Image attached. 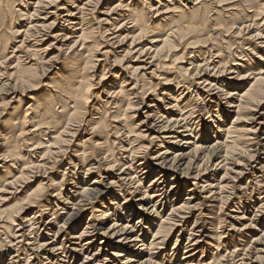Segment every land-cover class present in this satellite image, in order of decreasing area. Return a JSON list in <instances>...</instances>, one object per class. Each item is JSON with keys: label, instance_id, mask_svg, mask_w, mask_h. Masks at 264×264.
Returning <instances> with one entry per match:
<instances>
[{"label": "bare ground", "instance_id": "obj_1", "mask_svg": "<svg viewBox=\"0 0 264 264\" xmlns=\"http://www.w3.org/2000/svg\"><path fill=\"white\" fill-rule=\"evenodd\" d=\"M146 1L0 0V80L4 79L0 81V96H4L0 99V107L3 106L0 112V229L5 233L4 240L10 239L5 246L0 243V264H74L80 257L83 259L81 264H118L120 260H123L120 264H133L136 258L142 256L141 263L137 261V264H163L164 261H154L158 254L154 250H163L161 246L174 230L178 228L179 234L182 233L188 219L198 212L188 230L187 244L179 261V264H193L199 248L205 257L204 254L208 253L206 246L218 251L222 246L221 241L228 235L217 234L224 218L216 219L215 230L206 229L205 220L210 218L203 216L201 219V210L206 206L211 212L215 208L214 203L228 201L230 195L225 197L224 194L234 190L230 184L246 172L255 176V180H264V136L260 141L254 136L259 130L256 127L264 126L261 124L264 123V112H259L264 104V58H260L257 64L245 63V66H241L234 62H246L244 58H248V53L241 52L239 57L234 55L235 60H231V57L222 60L219 48L214 56H208L210 59L207 61L205 55L214 47L209 50L205 48V52H202L210 36H199L203 31V16L207 7L214 6L217 9L213 14L217 17L219 14L228 19L240 16L237 25L224 27L225 36L231 32L238 38L255 28L252 37L264 40L261 34L264 29V0H186L187 4L189 1L192 5L191 8H186L177 0L175 5L171 0H163L165 5L157 2L159 5L155 8ZM103 6H106L103 8L105 10L100 12L98 8ZM243 13L246 15L242 16ZM91 21L94 28L89 25ZM97 37L98 41L95 40ZM49 41L52 43L42 48ZM55 41L58 42L56 46ZM142 42H146L147 47L133 52ZM224 44L225 49L232 46L229 42ZM256 45L264 48V41ZM116 46L127 49L120 59L114 51L111 53L105 49H115ZM180 46L184 51L171 61V54L177 52ZM50 47L57 49L55 56L46 61L49 63L46 72L55 70L57 65L59 68L45 85L43 94L25 99L32 102L26 106L22 101L24 96L19 92H31L36 84V68L43 62ZM188 50H193L190 55L194 54L189 57L190 67H181V77L162 79V86L174 84V91L168 87L170 91L163 93L162 99H149L157 87L150 80L154 72L169 68L178 60L182 62ZM96 55L104 60L96 59ZM111 56L113 61L106 71ZM127 56H131V63L140 66L122 65ZM144 57L150 62L138 63ZM215 58L220 60L215 63ZM230 60L233 64L227 68ZM168 62L171 64H161ZM96 67L103 71L99 82H103L101 88L107 95V101L102 104L105 110L103 116L96 111L87 116V121L86 118L81 120L89 100L95 98L98 103L99 97L91 93L90 85L94 77L91 69ZM150 68L154 69L146 75V70ZM233 72L236 76L230 80L235 84H224L214 75H209L223 76ZM107 75L109 77L106 78ZM187 78L193 81L191 84L197 90L207 94L204 99L197 94L195 100L199 106L197 111L206 113L209 121L195 116L197 111L195 107L192 108L193 105H180L182 102L189 104L193 97L190 95L187 101L184 97L187 93L181 92ZM249 79L252 82L247 86L245 80ZM194 80L199 82L196 84ZM6 87L9 88L5 90ZM238 88H242L241 94L236 93ZM184 90L189 92L190 89ZM139 95L142 96L141 102L134 104L133 100ZM164 97H169L173 106L171 103L164 105ZM7 98L9 101L4 103ZM14 103L17 105L4 119L5 109ZM212 107L215 109L212 110ZM141 110L145 111L142 113L145 117L135 126L134 116ZM228 112L235 115L230 118L229 124H224ZM61 114H64L63 119L59 118ZM96 115L98 118L94 117ZM242 115L251 116L244 121ZM106 118L109 124L104 121ZM257 121L261 123L257 124ZM243 122L255 125L240 129ZM83 126L90 127L91 139H98L91 145L99 152L96 156L98 160L89 165L90 153L82 147L89 144L91 139L82 137L80 143L75 145L77 150L74 156L71 155L69 164L73 170L80 165L78 170L84 171L83 178H78L77 172H70L64 180L63 172L60 182L56 183L46 179L45 175L41 183L29 191L21 189L23 184H29L34 178L31 176L32 170L42 169L46 172L50 168L47 160L56 161L67 152L63 147L72 144L70 139L78 132L86 130L80 129ZM30 127L33 129L26 133L25 129ZM12 130L17 135L7 137ZM210 134H213V141H210ZM110 135L116 141L120 137L123 140L117 144L109 142ZM100 136H104V139ZM35 137L37 141H34ZM154 145H157V150L152 152L150 150ZM22 148L28 149L25 157L15 151ZM101 165L109 181L105 185H101L99 180L87 184L85 176L93 174ZM229 165L232 167L229 168ZM220 171L222 174L218 178ZM153 174L155 176L144 186ZM231 174L233 176L230 177ZM262 180L257 182L262 183ZM167 183H170L168 191ZM188 184L190 186L186 187ZM66 186L70 188L65 189V196L61 197L62 188ZM184 188L188 193L180 201ZM9 190L14 191L13 195L22 197L13 207L14 211H10V207L4 208L10 200L5 197L10 194L6 193ZM50 191L56 193L49 195ZM133 195H137L136 199L130 202ZM170 196L175 198L174 201L170 202ZM50 198H54L55 202ZM94 201L100 202L98 208L103 211H95L101 213L97 220L90 214L88 222L91 224L85 223L80 230L82 213ZM262 201L250 210L253 213L249 215L250 219L245 216V213H250L247 210L237 217L227 216L233 221L229 223V230L236 231V237L231 236L233 239L225 242V255H217L219 259L216 263L247 264V260L264 263L263 230L254 229L259 236L251 238L254 246L250 249H244L245 245H235L233 250H228L231 240L239 242L242 239L244 243L246 230H252L255 228L253 223L264 218ZM58 202L62 204L61 208ZM168 202L170 210L164 216L163 207ZM30 208L36 211L24 216ZM217 210H221L220 206ZM20 214H24V217L17 219ZM46 216L49 217L47 221L44 220ZM133 219H136L135 223H132ZM243 220H248V224L240 223ZM106 223L110 224L106 226ZM154 223L157 224L154 225L155 232L153 230L150 234ZM238 224L242 228L235 229ZM62 233L65 236L60 240ZM149 234L151 241L147 243ZM212 241L217 248L211 244ZM125 246L133 251L129 253ZM5 256L8 259L4 262ZM201 263L197 260L195 264ZM212 263L211 259L208 264Z\"/></svg>", "mask_w": 264, "mask_h": 264}, {"label": "rangeland", "instance_id": "obj_2", "mask_svg": "<svg viewBox=\"0 0 264 264\" xmlns=\"http://www.w3.org/2000/svg\"><path fill=\"white\" fill-rule=\"evenodd\" d=\"M124 1H126V2H128L129 0H124ZM152 1V2H151ZM172 2V4L173 5H175L174 3H175V1L176 0H171ZM177 1H180V2H182V5H184L186 8H191L192 7V5H190L189 4V1H188V4H187V1L186 0H177ZM147 3H149L150 2V4L155 8V7H157L159 4H157V2L158 3H161L160 5H165V2H163V0H148V1H146ZM147 5V4H146ZM177 6V5H176ZM104 7H106V6H103L102 8L100 7V8H98V10L101 12V11H104L105 9H103ZM160 7V6H159ZM172 7V6H171ZM212 7V8H211ZM211 7H207V11L205 12V15L203 16L204 17V25H203V31L201 32V34L199 35L200 36V38H205L206 36H210L209 38H208V41H207V44L205 45V46H203V48H202V52H205V48H207V50H209L211 47H214V49H212L211 50V52L210 53H207L206 55H205V59L208 61L210 58V56H214L215 55V50L216 49H219L220 48V50H221V52H220V57H221V59L222 60H224V59H226V58H228V57H231V60H235L234 58H233V56L235 55V56H237V57H239L238 55L241 53V52H246V53H248V58H244V61H246V62H241V61H236V62H234V63H239L241 66H245V63H247L248 65H252V64H257V63H259V59L260 58H264V48H259V47H262V46H258V45H256V44H259V43H263V39L261 40H255V38L254 37H252L255 33L253 32L254 30H255V28L253 29H251V30H249V31H247V32H245L242 36H240V37H238V38H236L235 36H233V34L230 32V33H228V36L226 35L225 36V33H223L224 31H225V29H224V27H228V26H230L231 24H238L239 23V21L240 20H238L239 19V17L240 16H236V18H230V19H228V18H223V15L222 14H219V17H217L216 15H214L213 14V11H215L216 9L215 8H213L214 6H211ZM153 8V9H154ZM215 9V10H214ZM184 10V8H182V10L181 11H183ZM152 16H153V13L151 14ZM246 14L245 13H243L242 14V16H245ZM93 16H97V15H93ZM151 16V17H152ZM228 17V16H227ZM176 20H177V18H175ZM152 21H153V19H151ZM151 20H150V23H151ZM257 22H259V24H261V21L260 20H258ZM246 24V23H245ZM249 23H247L246 25H248ZM264 24V23H263ZM89 25L90 26H92L93 28H94V22H92L91 21V23H89ZM237 26H235L233 29H235ZM262 27H264V26H262ZM212 29V30H211ZM262 29V28H261ZM235 30H233V32H234ZM248 34V35H247ZM261 34H262V37L264 38V29L261 31ZM218 35V36H217ZM150 37V36H149ZM148 37V39L150 40V38ZM225 37V38H224ZM242 37V38H241ZM252 37V38H251ZM251 38V39H250ZM95 40L96 41H98L99 40V38L97 37V38H95ZM226 42H229V43H232V46H230L228 49H225V44L224 43H226ZM50 43H52L51 41H49V42H47L46 43V45H44V46H42V48H45L46 46H48ZM55 43V46H56V44L58 43L57 41H55L54 42ZM223 43V44H222ZM239 43V44H238ZM127 44H129V42L127 43ZM104 45V44H103ZM242 46V47H241ZM117 47V46H116ZM147 47V43L146 42H142L141 44H139V45H137L134 49H133V52L134 51H136V50H138L139 48H142V49H144V48H146ZM126 48H127V46H126ZM50 49V51L47 53V55L45 56V59L43 60V62L36 68V71H35V77H37V78H35V80H34V82L36 83V84H34V87H33V89L31 90V92H25V93H23V91L21 90L19 93L21 94H23V96H24V98L22 97V101H24V103H25V105L27 106V105H29V104H31L32 102H30V101H28L27 102V100L25 101V99L26 98H29V97H35V96H37V95H39V94H43L45 91H46V88H45V85L49 82V80L53 77V76H55L54 74H55V70L56 69H58L59 68V65H57L56 67H55V70L53 69L50 73H48V72H46V69L48 68V66H49V63H47L46 61H48V60H50V59H52L54 56H55V49H57V48H55V47H50L49 48ZM106 50H109V51H111V53H112V51H114L117 55H118V57H119V59L121 58V56H123V54H124V52L127 50V49H125V46H120V47H117V48H115V49H113V48H109V47H106L105 48ZM198 50H200V49H198ZM198 50H195V52L196 51H198ZM184 51V48L182 47V46H180L179 47V49H178V51L177 52H175V53H172L171 54V61H173L174 60V56H179V55H181L182 54V52ZM193 50H188V51H186V57L182 60V62L180 61V60H178V61H176L175 63H174V65H172V66H170L169 68H163L162 70H156V72H154V74H153V78L152 79H150L151 80V82L154 84V85H157V87H156V91L155 92H153V94H152V96H150L149 97V99L150 98H155V97H157V99L158 98H160V99H162L163 97L161 96L163 93L164 94H168V91H170V90H172V91H174V88H175V86H174V84H172L173 85V87H172V85H167V86H162V82H163V78L164 79H172V78H174V77H181V67H184L185 69H188L190 66H189V57H193V55H190V52H192ZM247 51H251V52H247ZM8 53H10V49H8ZM210 54V55H209ZM44 55V54H43ZM97 56V55H96ZM209 56V57H208ZM98 58H96V59H102V60H104L103 59V57H101V56H97ZM184 57V56H183ZM209 58V59H208ZM212 58V57H211ZM246 59V60H245ZM169 60V59H168ZM213 60V59H212ZM220 59L219 58H215V60H214V62L215 63H217L218 61H219ZM231 60H230V63L229 64H227V68L230 66V65H232L233 64V62H231ZM112 61H113V56H111V58H110V60H109V62H108V64L106 65V67H105V69H106V71L111 67V64H112ZM131 61H132V59H131V56H127L122 62H121V64L122 65H132V66H140V65H137V64H134V63H131ZM142 61H147V63H149L150 62V60H147V58L146 57H144V58H140V60H139V62L138 63H141ZM243 61V60H242ZM51 63H53V62H51ZM154 64H156V63H154ZM161 64H163V65H169V64H171V62H168V63H161ZM217 66V65H216ZM264 67V66H263ZM154 68H150V70H146V75L151 71V70H153ZM102 69L99 67V68H95V69H91V72H93V73H91V75L93 76L94 75V77L91 79V81H90V85H91V93H93L94 95H97L99 98H98V103H97V100L95 99V98H92L91 100H89V102H88V104L86 105V107H85V110H86V113H85V115H83L82 116V118H81V120H83V119H85L86 118V121L88 120V118H87V116L88 115H91V114H95L96 113V111H97V113H100L101 114V116H103V114H102V112H103V109L105 110V108H103V107H105V105H102V104H104L105 103V101H107L106 100V98H107V95H105V93L103 92V88H101L102 87V83L103 82H99V79H100V75H101V73H103V71H101ZM110 70H112V69H110ZM143 72H141V74H142ZM229 73V72H228ZM228 73L227 74H225V75H223V76H221V75H219V76H217V75H215V74H213V73H209V75L210 76H212V75H214V77L216 78V79H220L221 81H223V83L224 84H226L227 82H230V83H232V84H235V83H233V80L231 81L230 79H232V78H235V76H236V74H235V72H233L232 74H229L228 75ZM45 75V76H44ZM107 77H109V75H107L106 76V78ZM252 77L250 76V79H251ZM103 79H105V78H103ZM103 79H102V81H103ZM224 79H226L225 81H224ZM245 80L246 81V85L248 84H250L251 82H252V80ZM0 81H4V79L3 80H0ZM195 81V80H194ZM197 82H199L198 80H196L195 81V83L197 84ZM185 83L186 84H184V87L185 88H189L190 90H189V92H187L186 90H184L185 88H183V89H181V92L182 93H187L184 97H185V99H187V101H188V97H190L191 98V96L190 95H192L193 97H192V99L190 100V102H188L189 104H185L184 102H182L180 105L182 106V105H186V106H191V105H193L192 106V108L193 107H195L194 108V110L196 109V111L198 110L199 111V106H198V101H196L195 100V98H196V95L198 94V95H200V99H204L205 97H207V94H203V92H201V91H199V90H197V87L194 85H192L191 83H193V81H190V78H187L186 79V81H185ZM8 84H9V82H8ZM10 85H12L11 83H10ZM238 85H239V83H238ZM247 85V86H248ZM190 86H192V87H190ZM168 87H170V90L168 89ZM9 87H6L5 88V90H7ZM164 90V91H163ZM233 90V88L230 90V91H232ZM243 90H242V88H238L237 90H236V93L237 94H241V92H242ZM174 93V92H173ZM209 95V94H208ZM140 96V97H139ZM136 99H134L133 100V103L134 104H136L137 103V101L138 102H141V98H142V96L141 95H139ZM2 98H4V96H0V99L2 100ZM208 98H209V96H208ZM169 99V97H166V99H165V97H164V105H168L169 103H171V101H169L168 100ZM1 100H0V103H1ZM7 101H9V98H7V100L4 102V103H6ZM96 103L98 104V106L96 105ZM172 104V106H173V104L174 103H171ZM170 104V105H171ZM1 105V104H0ZM15 105H17L16 103H14V104H11V106H9L7 109H5V113H4V119L5 118H7V113H9V112H11L12 110L11 109H13V107L15 106ZM169 105V106H170ZM215 109V107L213 108L212 107V110H214ZM260 111L259 112H264V104L262 105V108H260L259 109ZM1 111H3V106L2 107H0V112ZM93 111V112H92ZM95 111V112H94ZM196 112L195 113V116H197V117H202V119L205 121H209V119L207 118V114L206 113H202V112ZM145 111L144 110H141V112L139 113V111H137L136 112V115L134 116V120H133V122H134V124H135V126H137V124H139L142 120H143V118L145 117L144 116V114H142V113H144ZM62 115V116H61ZM61 115H59V118L61 119V117H62V119H63V117H64V114H61ZM235 114L232 112H228V118H226L225 119V121L223 122L224 124H226V123H230L229 121H230V118L231 117H233ZM249 116H251V115H242V119L245 121V119L246 118H248ZM95 118H98V116L96 115V116H94ZM4 119H1L2 121L4 120ZM263 119V118H262ZM104 121L107 123V124H109V122H108V119L106 118V119H104ZM263 122H264V120H263ZM247 122H243L242 124H240V126H239V128L240 129H247V128H250V127H252V126H254L255 124H253V125H251V124H246ZM258 123H261V121H257V124ZM261 124H264V123H261ZM62 124L60 123L59 124V126H61ZM218 124H216V126H217ZM87 126V125H86ZM70 128H73V127H71V126H69ZM111 127H114V125L113 126H111ZM210 127H212V126H210ZM1 128H2V126H1V124H0V131H1ZM84 128H86L85 126H83L82 128H80L81 130L82 129H84ZM256 128H259V130L257 131V132H255L254 133V136L258 139V141H260L262 138H263V136H264V126H260L259 125V127L257 126ZM24 129V128H23ZM33 128H27V129H25V131H26V133H27V131H29V130H32ZM89 129H90V127H87L86 128V130H84V132H82V131H80V132H78L77 134H76V136H74L73 137V139H70V138H68V139H70L71 140V142H72V144H70L69 146L67 145V146H65V147H63V149L64 150H67V152L65 151V154L63 153L62 155H61V157H59L58 159H56V161H54V160H47L46 162H50V163H52L51 164V166H50V163L48 162V164H49V169H47V171L45 172V171H43L42 169L40 170V171H37V170H32L33 171V173L31 174V176L32 177H34V178H31V182L29 183V184H21L20 186L22 187L23 186V188H21V189H24V191L25 192H27V191H29L30 189H32L33 187H35V186H37L39 183H41V181L43 180V176H45V177H47L46 179H50V180H54L56 183H58V182H60V180H61V177H62V173L64 172L65 173V175H64V180H66V178L70 175L69 173L70 172H74V173H78V178H80V179H82L83 178V173H84V171L82 170V171H80V170H78L79 169V167H80V165H78L77 167H76V169L75 170H73L72 169V167L70 166V164H69V159H71V155L72 156H74V152L77 150V148H75V145L76 144H79L80 143V141L82 140L81 138L82 137H85L86 139H91L92 138V135H89V133H90V131H89ZM108 130H110V129H108ZM86 131V132H85ZM211 132V131H210ZM49 133H51V132H49ZM83 133H85V134H83ZM194 133H196V131L194 132ZM15 134V136L17 135V133H16V131H14V130H12V131H10V134L7 136V137H12L13 135ZM109 134H112V133H109ZM25 135H28V134H25ZM15 136H14V138H15ZM51 136V135H50ZM254 136H252V134H251V137L253 138ZM28 137H31V136H28ZM100 137H103V139H104V136H100ZM211 137H213V134H210V141H213L214 140V138H211ZM1 138V137H0ZM44 138V137H43ZM12 139V138H11ZM10 139V140H11ZM34 139V141H37L38 139H37V137H35V138H33ZM48 138H46V140H47ZM99 139H101V138H99ZM9 140V141H10ZM96 140H98V139H91L88 143L89 144H87V145H85L84 147H82L83 149H85L87 152H89L90 153V155L89 156H91V158L89 159V165L90 164H93L94 162V160H98V159H96V156L99 154V152L97 151V150H95V149H93V147H92V143L94 142V141H96ZM108 140H109V142H116L115 144H117V142L119 141V140H123V137H120V138H118V141H116V139L114 138V137H112L111 135L108 137ZM17 141H20L19 139H17ZM101 142H103V140H101ZM0 143H2V142H0ZM116 147H117V145H115ZM114 147V146H113ZM157 145H154L152 148H151V150L150 151H152V152H154V151H156L157 149ZM28 149H21V150H15L16 151V153H18L19 155H21L22 157L24 156L25 157V151H27ZM39 151V150H38ZM116 153V152H115ZM63 156V157H62ZM125 156V155H124ZM72 160H75V159H73L72 158ZM75 162V164H78V162H76V161H74ZM252 166H254V164H252ZM52 167V168H51ZM96 166H93V168H95ZM232 166L231 165H229V168H231ZM255 167H258L257 166V164H255ZM86 168V167H85ZM35 171V172H34ZM104 171V169H103V165H101V167L100 168H98L96 171L94 170L92 173L93 174H89V175H86L85 176V181H86V183L87 184H89V183H91L92 181H94V180H96V181H100V184L101 185H105L109 180H107V174H105V172H103ZM43 172H45V173H43ZM79 172H80V174H79ZM39 173V174H38ZM38 174V175H37ZM221 174H222V172L220 171V172H218V175H217V177L219 178L220 176H221ZM38 176V178L36 177V176ZM259 174H257V176H258ZM153 176H155V174H153L145 183H144V186H146V185H148L149 184V181H151V179L153 178ZM231 176H233L232 174L230 175V177ZM255 177V176H254ZM254 177L252 176V174H250V172L248 173V172H246L245 173V175H243V176H241V178L240 179H238L237 181H235L234 183H231L230 185H232L233 187H234V190L232 191V190H229V192L228 193H226V194H224V196L226 197V196H228V195H230V198H229V200L228 201H226V200H222V204H221V201H220V203H218V202H216V203H214V209H212V211L210 212L209 211V209L205 206L202 210H201V219H203L204 217L203 216H207L208 218H210V219H206L205 221H207V223H205V228L206 229H209V230H215V227L217 226V221L218 220H216L217 218L218 219H223L224 218V220H223V225L221 224L220 226V229L218 230L219 232L217 233V234H228L229 235V237H228V235L226 236L227 238H225V239H223L222 241H221V244H222V246L219 248V250L218 251H216V250H212V249H209V247L208 246H206V249H207V251H208V253H205L204 254V256L205 257H203L202 256V254L200 253V248L197 250V255H196V257H195V261L193 262V264H195V263H197V260L198 261H202V263L201 264H208L209 263V261H211V259H212V262L213 263H215V264H218V263H216L217 262V259H219V256H218V258H217V255H225V242L228 240V239H233L232 237H236V231H230L229 229L231 228L230 227V225H229V223H231V219L230 218H228V217H237V216H239V215H242V214H244L246 211L245 210H247L248 212H250V213H245V216H246V218H248V219H250V216H252V214L253 213H251V209H253V208H255V206L257 207V206H259V201L260 200H263L262 202V204H264V180H262V178H257V180H255L254 179ZM77 178V179H78ZM217 178V179H218ZM69 179V178H68ZM260 180H262V183L261 182H257V181H260ZM42 183H45V181L44 182H42ZM64 183V182H63ZM65 183H69V182H65ZM189 183V182H188ZM169 186H170V183H167V185H166V191H168V189H169ZM190 185L188 184L186 187H189ZM101 186H98V188H100ZM247 187V188H246ZM58 188V187H57ZM70 187H63L62 188V191H61V197H64L65 195H64V193H65V189L66 190H68ZM20 188L18 189V190H21ZM262 190V191H261ZM58 191V190H57ZM230 191L232 192V193H230ZM6 193H12V195H6L5 197H7L8 199H10L9 200V202H7V204L4 206V208H8L9 209V207H10V211H14V208L13 207H15V204H17V203H19V200L22 198L21 196H15V195H13V193H14V191H11V190H9V191H7ZM54 193H56V192H54V191H50L49 192V195H53ZM187 189H183L182 190V193H181V195H180V201H182V199L184 198V197H186V195H187ZM252 194V195H251ZM263 194V195H262ZM258 195V196H257ZM136 196L137 195H133L132 197H130V202L131 201H133L134 199H136ZM19 197H21V198H19ZM174 197H172V196H170V202H172V201H174ZM252 199V200H251ZM259 199V200H258ZM50 200H52V202L54 201L55 202V199L54 198H50ZM59 200H61V199H59ZM178 200V201H179ZM254 202H255V204H254ZM99 203L100 202H97V201H94L93 202V204H91V205H89L88 206V208H87V210H85L83 213H82V216H81V218H80V220H79V222H80V230H81V228L84 226V224L85 223H90V222H88V218L90 217V214H92L93 216L92 217H94V220H97L96 219V217H98V216H100V212L101 211H103L102 209H100V208H98V205H99ZM133 204V203H132ZM254 204V205H253ZM57 205H59V208H61L62 207V204H60L59 202L57 203ZM208 206V205H207ZM220 206V208H221V210L220 211H218L217 210V207H219ZM243 207V208H242ZM246 207V208H245ZM248 207V208H247ZM250 207V208H249ZM252 207V208H251ZM164 216H167V214L169 213V210H170V203L168 202V204L166 203V205H164ZM245 208V209H244ZM251 210V211H250ZM36 210L35 209H33V208H30L27 212H26V214L24 215V216H30V215H32L34 212H35ZM95 211H100V212H95ZM233 211V212H232ZM240 211V212H239ZM243 211H245V212H243ZM14 213V212H13ZM209 213H211V214H209ZM218 213H219V215H218ZM198 214V212H196V214H194L192 217H190V219H188V224H187V226H186V228L184 229V231H182V233H180L179 234V230H178V228L177 229H175L174 230V232L170 235V237L168 238V240L164 243V245L163 246H161L162 247V249L163 250H154V252L156 251V253H158L157 254V258H154V261L156 260L158 263L159 262H161V261H164L163 262V264H179V261H181V259H182V257H183V248L186 246V244H187V238H188V233H189V229L192 227V223L194 222V219H195V215H197ZM257 214H258V212H257ZM23 215H19V216H17V219H19V218H22V217H24ZM250 215V216H249ZM259 215H260V213H259ZM262 215V214H261ZM228 216V217H227ZM264 216V215H263ZM46 218V219H45ZM257 218H259V217H257ZM44 220L45 221H47V220H49V217H44ZM91 221V220H90ZM133 222L132 223H135V221H136V219H133L132 220ZM202 221V220H201ZM212 221V222H211ZM248 220H243L242 222H240V223H243L244 225H246V224H248V222H247ZM155 222V221H154ZM233 222V221H232ZM155 223H158L157 221L155 222ZM153 224L152 225V230H150V234L153 232V230H154V232H155V229H156V226H154V225H157V224ZM213 225V226H211V224ZM60 224H61V222H60ZM91 224V223H90ZM110 223H106V226H108ZM253 224H255V228H253L252 230H246V236H245V240H244V243L242 242L243 240L242 239H240L239 240V242H237V240H231V242H230V246H229V248H228V250H233L234 248V246L235 245H240L241 247H242V245H245L244 247V249H250V247L251 246H254V244H253V241H251V238H257L259 235L257 234V232H255V230L254 229H258V231H261V230H263L264 231V218L263 219H260V221H255ZM236 227H235V229H240L239 227H241L240 226V224H238V225H235ZM222 228V229H221ZM242 228V227H241ZM54 230H55V228H54ZM254 230V231H253ZM140 232V231H139ZM139 232H136V234H139ZM150 234L149 235H147V237H146V241H147V243H149L150 241H151V236H150ZM4 236H5V233L3 232V230L2 229H0V243L2 244V246L4 245H6L7 243H5V242H7L8 240H10V239H6V240H4L5 238H4ZM65 236V233H62L60 236H59V239L60 240H62L63 239V237ZM232 236V237H231ZM235 239V238H234ZM176 240H177V242H176ZM253 240V239H252ZM176 242V243H175ZM208 242H210V241H208ZM207 242V243H208ZM213 242V241H212ZM236 243H238V244H236ZM211 244H213L216 248H217V244L215 243V242H213V243H211ZM175 245V246H174ZM250 245V246H249ZM240 246H238V247H240ZM247 246V247H246ZM125 247H127V246H125ZM208 247V248H207ZM257 248H261V247H257ZM210 250V251H209ZM126 251H128L129 253H131V251H133L132 250V248H128L127 247V250ZM94 252H95V250H94ZM109 253V252H108ZM92 254H93V252H92ZM129 255V254H128ZM262 255H264V254H262ZM6 256H7V254H6ZM5 256V258H4V262L8 259V257H6ZM129 256H131V255H129ZM156 256V255H155ZM213 257V258H212ZM215 257V258H214ZM144 258V256H142V257H139V258H133V259H135V261H136V263H133V264H137V261H138V263H141V260ZM214 259H216V261L214 260ZM82 257H80L76 262H74V264H81L82 263ZM101 260V259H100ZM204 260V261H203ZM215 262H214V261ZM226 260H227V258H225V262H226ZM252 260H253V258H252ZM140 261V262H139ZM121 262H123V260H120V261H118L117 263L118 264H120ZM167 262V263H166ZM224 262V263H225ZM212 263V264H213ZM246 263L247 264H259L258 262L256 263V262H253L252 263V261H246ZM100 264H103V263H100ZM227 264V263H226ZM262 264H264V263H262Z\"/></svg>", "mask_w": 264, "mask_h": 264}]
</instances>
